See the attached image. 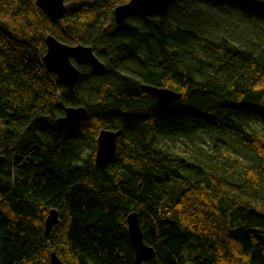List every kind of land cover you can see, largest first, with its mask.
<instances>
[{"label": "trees", "instance_id": "trees-1", "mask_svg": "<svg viewBox=\"0 0 264 264\" xmlns=\"http://www.w3.org/2000/svg\"><path fill=\"white\" fill-rule=\"evenodd\" d=\"M128 1L52 21L35 0H0V264H49L51 252L61 264H137L130 212L155 253L140 264H264V0H178L161 17L115 22ZM48 34L90 47L103 68L78 67L67 89L43 66ZM142 86L177 97L160 103ZM78 106V124L55 122ZM101 129L118 132L103 171ZM198 133L234 134L254 154L241 182L148 143Z\"/></svg>", "mask_w": 264, "mask_h": 264}, {"label": "water", "instance_id": "water-1", "mask_svg": "<svg viewBox=\"0 0 264 264\" xmlns=\"http://www.w3.org/2000/svg\"><path fill=\"white\" fill-rule=\"evenodd\" d=\"M69 0H35L36 5L45 12L52 21L64 19L67 8L65 2ZM178 0H129L127 3L116 6L113 10L115 22L120 23L131 16L161 17L165 15L168 7ZM45 53L42 63L45 70L53 74L57 81L71 90L78 82L80 72L78 67L88 65L93 70H101L103 64L94 55L92 49L84 45H66L52 35L44 38ZM142 89L160 103H169L177 94L169 89L153 86H142ZM86 115L85 108L65 107L63 115L56 118L55 122L64 126H75ZM117 131L101 129L96 137L94 150V166L103 171L112 161L115 153V139ZM0 155V166L4 163ZM58 223V213L49 209L43 221V235L48 237L52 228ZM127 235L133 249L137 264L146 262L155 257L152 247L147 246L142 240V234L137 221V214L130 212L126 216ZM49 264H61L54 252L49 254Z\"/></svg>", "mask_w": 264, "mask_h": 264}, {"label": "rangeland", "instance_id": "rangeland-1", "mask_svg": "<svg viewBox=\"0 0 264 264\" xmlns=\"http://www.w3.org/2000/svg\"><path fill=\"white\" fill-rule=\"evenodd\" d=\"M92 0H69L65 2L67 9ZM260 123L253 120L251 129H258ZM152 148L168 151L183 158L186 164L199 165L203 170L212 172L233 182H241L240 172L243 167L253 165L256 160L254 154L245 148L239 138L234 135H212L198 133L192 138L149 139ZM88 148H85V153ZM257 212L264 216V210Z\"/></svg>", "mask_w": 264, "mask_h": 264}]
</instances>
